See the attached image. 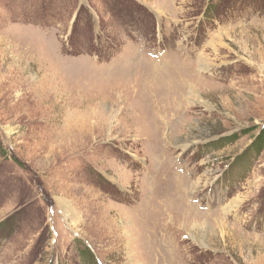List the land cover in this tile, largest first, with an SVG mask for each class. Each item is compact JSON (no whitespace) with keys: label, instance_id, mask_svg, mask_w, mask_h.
Masks as SVG:
<instances>
[{"label":"rangeland","instance_id":"374dc122","mask_svg":"<svg viewBox=\"0 0 264 264\" xmlns=\"http://www.w3.org/2000/svg\"><path fill=\"white\" fill-rule=\"evenodd\" d=\"M0 264H264V0H0Z\"/></svg>","mask_w":264,"mask_h":264},{"label":"bare ground","instance_id":"6f19581e","mask_svg":"<svg viewBox=\"0 0 264 264\" xmlns=\"http://www.w3.org/2000/svg\"><path fill=\"white\" fill-rule=\"evenodd\" d=\"M199 62H203L201 59L199 60ZM72 132V131H71ZM66 135V134H65ZM203 174V173H202ZM202 176V175H201ZM201 176H199L197 179H196V182H192L191 183V185L189 186L191 189H196L197 188V185H198V183H199V181L202 179V177ZM208 176V175H207ZM181 184H182V182L179 184L180 185V187H181ZM188 184L189 183H187V184H185L184 186H188ZM184 186H182L181 188H183V192H184ZM186 190H187V188H186ZM177 193H179V196H184L185 195V192L184 193H180V192H177ZM181 194V195H180ZM181 196V197H182ZM228 199V198H227ZM64 200V199H63ZM223 200V199H222ZM65 201V200H64ZM240 201H242L241 199H240V197L237 195H235V197H232V198H229L226 202H225V204H223L222 205V207H220V214H222V215H227V216H229V213L231 212V211H234V210H232V209H234L235 207H238L239 205V203H240ZM221 202V201H220ZM65 203V205L63 206V209H64V215H65V217H74L75 219H73V223H76V221L78 220L77 218H78V216H77V209L76 208H74V209H72L71 208V206H68L67 205V203L66 202H64ZM188 204H191V203H188ZM194 213H192L191 215H193V214H197V216L198 215H200V216H202V217H204V215L205 214H207V213H201L200 211H198L195 207H194ZM231 210V211H230ZM183 214H184V216H186L187 218L188 217H191L189 214V212H185V210H184V212H183ZM189 215V216H188ZM222 218H223V216H221ZM125 218V220H127V218L126 217H124ZM122 220V219H121ZM206 221V219H203V221H202V223L205 225L204 226V228H206V230L208 231V232H215V228L212 226L211 227V225L210 224H208L207 222H205ZM214 223H216V225L218 226V228H220V230L221 231H223V229H224V227H226V223L223 221V220H221V218L220 219H218V217H216L215 218V222ZM128 224V223H127ZM152 224V223H151ZM195 225H197V224H194V226ZM132 228V227H131ZM122 231V230H121ZM217 232H218V230H217ZM122 233L124 234V237H126L127 235H128V231H126V229L124 230V231H122ZM122 234V235H123ZM193 235V234H192ZM130 237V236H129ZM130 257V256H129Z\"/></svg>","mask_w":264,"mask_h":264}]
</instances>
